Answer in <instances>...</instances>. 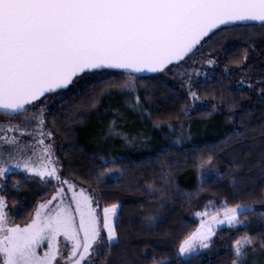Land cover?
I'll return each mask as SVG.
<instances>
[{"label":"snow or ice","instance_id":"obj_1","mask_svg":"<svg viewBox=\"0 0 264 264\" xmlns=\"http://www.w3.org/2000/svg\"><path fill=\"white\" fill-rule=\"evenodd\" d=\"M253 22L264 28V0H0V112L6 116L27 112L40 103V97L67 90L82 75L105 76L109 70L128 74L120 87L135 92V74H167L170 67L184 63L205 41L220 33L218 26L235 28ZM224 38L221 34L220 40ZM252 47L249 43L238 55L233 54L230 63L241 72L255 71L257 80L264 84V65L254 68L247 62ZM212 51L207 58L201 54L202 65L217 64ZM228 71L225 66V73ZM193 72L206 75L199 67L182 69L178 73L181 86L187 89L193 104L202 103L198 90L193 88ZM245 82L255 86L244 75L237 83ZM257 91L264 93V89ZM260 99L264 101V94ZM190 110L191 105L185 106L180 114L187 115ZM32 120L36 123L32 124ZM43 124L42 104L38 111L23 117V122L0 120V130L4 131L0 135V181L15 168L39 176L45 185L53 184L50 198L38 201L31 218L22 226L9 218L7 198L0 195V264H97V259L101 264H111V246L120 241V202H106L101 209L95 198L102 199L105 193L84 188L77 191V185L61 175L51 142L53 133H45ZM107 127L116 133L114 120ZM13 132L32 138L24 140ZM100 159L107 162L104 157ZM212 159L211 155L199 158L198 169ZM112 171L106 168L101 174ZM197 175L202 177L203 170ZM160 179L171 183L166 170ZM96 183L102 181L97 178ZM18 186L13 184L14 188ZM174 190L178 191L170 188L164 192L152 181L147 182L151 199H159L157 192L168 199ZM165 206L163 201L156 205ZM208 210L206 206L204 212L195 213L201 217L200 223L179 240L175 253L178 257L190 258L198 248L210 247L218 223L245 225L239 214L253 208L231 205L221 208L220 216L213 213L205 219ZM145 219L150 231L161 217L151 214ZM60 236L70 245L67 255ZM42 241L47 242V247L41 253L38 249L43 247ZM257 245L264 251V236L256 238V242L248 233L234 239L230 264H244L249 251L255 252ZM151 264H170V260L154 255Z\"/></svg>","mask_w":264,"mask_h":264},{"label":"trees","instance_id":"obj_2","mask_svg":"<svg viewBox=\"0 0 264 264\" xmlns=\"http://www.w3.org/2000/svg\"><path fill=\"white\" fill-rule=\"evenodd\" d=\"M234 29L253 31L238 36L239 42H229L234 44L232 48L228 44L222 48L223 63L240 70L230 63V57L238 55L249 43L253 44L249 53L259 49L264 59V28L245 25L223 28L220 33ZM253 66L258 68L260 64L253 63ZM133 79L135 92L122 90L124 77L113 74L90 81L78 90H69L52 107L47 115L48 123L58 139L64 175L88 192L95 189L105 193L104 198H96L101 208L106 202H120L117 222L120 241L111 246V264L130 261L151 264L154 255L157 259L168 257L170 264H230L234 239L248 233L256 242V238L264 236V101L247 94L246 90L235 89L220 71L215 72L205 94L210 99L208 103L217 104V110L204 109L203 114L188 117L187 141L181 147L170 146L168 140L177 136L186 122L185 115L180 114L186 106L185 98L159 78L135 75ZM121 92L138 97L144 131L151 134V137L145 135L143 141L148 143L152 138L153 142L145 144L142 152L104 163L98 158L104 157L99 154L101 151L91 147V132L99 126L109 100ZM205 127L210 130L203 134ZM194 128L197 133L191 138L188 131ZM208 155L213 159L198 169L199 158ZM106 168L113 171L101 174ZM165 170L170 184L160 179ZM201 170L202 177L197 175ZM97 178L102 183L97 184ZM148 181L161 191L167 192L170 188L178 191H172L168 199L157 192L159 199H151L146 191ZM14 183L19 186L14 188ZM4 185L1 195L7 198L10 216L21 226L32 216L36 203L49 198L53 190L52 183L45 185L39 179L18 174L10 175ZM161 201L166 206L157 208ZM239 204L253 208L239 215L245 225L214 231L210 247L190 258L175 254L179 240L200 223L195 215L197 211L204 212L206 206L220 211ZM151 214L160 216L161 220L149 231L145 217ZM249 255L252 264H264V251L259 245ZM97 264H101L100 259Z\"/></svg>","mask_w":264,"mask_h":264},{"label":"rangeland","instance_id":"obj_3","mask_svg":"<svg viewBox=\"0 0 264 264\" xmlns=\"http://www.w3.org/2000/svg\"><path fill=\"white\" fill-rule=\"evenodd\" d=\"M253 30H232V31H226L223 33H219L217 35L212 36L209 40L205 41L204 45H201L193 54L187 58V60L179 64L178 67H170L169 71L167 74L160 73L159 75H152V77L159 78L161 81L164 83H167L170 85L172 88H175L180 94H182L183 98L186 100V106L191 105L192 110L188 112L187 115H185V125H182V128L180 129V133L173 137L171 140H168V144L170 146L175 145L177 147L183 146L185 142L187 141L186 138V129H187V123H189L190 119H187L188 117H191L193 115H197L198 113L203 114L201 112H204L202 110H207V109H212L213 111L217 110V104H210V99L209 97H206V89H207V84L211 83L214 81V73L220 71L227 79H229L231 85L234 86L235 89L239 90H246L247 94H251L254 96V98L260 99V96L264 93L258 92L257 89H264V84H261L257 78H256V72L251 71L250 74L246 75V73H242L240 70L237 68L233 71L232 67H230L227 64H224V54L225 52H221L222 48L227 45L229 48L233 47V41L239 42V37L238 36H243L246 33H251ZM248 33V34H249ZM224 34L225 38L223 40H220V35ZM238 40V41H236ZM213 41H216L217 43H213ZM229 42H233L230 43ZM210 49H214V51L211 52V55L213 56L214 59L217 60L216 65H202L201 60L199 59L201 54L203 53L205 58H207V55L209 54ZM262 52L258 49H252L250 53H248V63L249 64H260V66L264 65V59H261ZM195 60V65L192 64V61ZM225 66L228 67L229 71L225 73ZM187 67H199L201 70V73H206V75H197L195 72L192 73L193 77V88L198 90V95L201 97V101H197L193 104V101L190 100L187 96V89L182 88V81L178 75L179 71L182 69H185ZM252 73V74H251ZM117 75L119 77H124L126 79L127 75H121V74H115L113 71L110 72L108 71L107 75L105 76H81L79 79H77L66 91H60L57 92V94L54 95H49L46 96V98H43L40 101L39 104H35L34 108H29L27 112H24L20 115H16L13 117L9 116H0V120H9V121H21L23 122V117L28 116L29 113H34L35 111H38L40 109V105H43V116H44V124L43 128L45 133L47 131H51L53 133V138H52V144L55 150V154L57 158L59 159L60 165H61V175H64L63 171V160L61 159V156L59 154V149H58V139L56 138V135L54 133L53 128L49 125L48 123V113L52 109L53 106L56 105L57 101H59L61 98L64 97V94L68 93L69 90H78L79 87L82 85L89 83L90 81L93 80H100L102 78H107L111 75ZM244 75L246 77H249L250 80L254 83V87H249L247 82L238 84L237 82L241 80V76ZM213 105H215V108L213 109ZM142 112L140 109L139 105V100H137V97L132 96L130 92H121L116 96L113 100H109V103L105 106L103 110V115L100 120V124L97 128H94L91 132V136H93L90 141H91V147H94L97 149L99 154L103 155L106 160H115L117 157L121 156H127L128 154H136L138 152H142L145 149V144H148L149 142H153V139L150 138L148 143H144L143 137L146 135L148 137H151V134L146 133L144 131V125L142 123ZM115 121V129L117 130L116 133H111L108 130V124L112 121ZM32 124L36 123L35 120L31 121ZM210 128L205 127L202 129V133L205 134L209 132ZM189 132V137H194V134L197 133V129H191L188 131ZM107 133V134H106ZM4 131L0 130V135H3ZM13 135H18L22 136L24 140L31 139L32 136L28 134H20L13 132ZM124 134V135H122ZM180 138L179 143H177V138ZM36 139H39L38 136L35 137ZM44 140L47 143L48 142V137L45 135ZM102 156H98L100 159ZM101 160V159H100ZM21 175L23 177H30L33 179H39V176L33 175V174H27L23 170L15 169L12 168V171L7 175L6 179L10 175ZM5 179V180H6ZM5 180L0 181V195L2 191L5 188ZM42 181V180H41ZM43 182V181H42ZM76 184V183H75ZM77 185V191L79 188H82L81 186ZM67 186H65L66 188ZM85 189V188H84ZM50 198V197H49ZM47 198V199H49ZM68 199H71V194H68ZM96 199V198H95ZM99 204V203H98ZM100 207V205H99ZM101 208V207H100ZM7 209V213L9 218L14 221V218H12L9 214V210ZM102 209V208H101ZM245 212V211H243ZM215 213L217 216H220L221 213L220 211H214V210H208L207 217H204L205 219L211 217ZM242 214V212L240 213ZM239 214V215H240ZM31 218V217H30ZM199 218V222L201 220V217ZM233 226H229L226 222L225 223H218L216 226V230H219L220 228H232ZM215 230V231H216ZM215 233V232H214ZM213 233V236H214ZM60 242L63 244V252L64 255H67L68 247L70 245L66 242L65 238L63 236L58 237ZM43 247L39 248V252H43L44 248L47 247V242L42 241ZM205 249V248H203ZM203 249L198 248L196 253H192L191 255L198 254L200 251ZM250 255L248 254L247 259L245 260L244 264H252V261L250 262L249 259ZM188 258V257H184ZM59 259V258H58ZM60 264H63L61 261Z\"/></svg>","mask_w":264,"mask_h":264},{"label":"water","instance_id":"obj_4","mask_svg":"<svg viewBox=\"0 0 264 264\" xmlns=\"http://www.w3.org/2000/svg\"><path fill=\"white\" fill-rule=\"evenodd\" d=\"M248 25H260L259 24V22H253V23H251V24H248ZM218 27H220L221 28V30L224 28L223 26H218ZM199 48V47H198ZM197 50V49H196ZM193 54V53H192ZM190 57V56H189ZM110 72H112V71H115V72H121L120 70H109ZM136 76H142V77H146V76H152V75H157V74H154V73H138V74H135ZM134 75V76H135ZM72 85V84H71ZM70 85V86H71ZM69 86V87H70ZM68 87V88H69ZM63 91H66V90H63ZM58 92H60V91H58ZM55 94H57V93H55ZM49 95H54V94H51V93H49V94H46L45 96H43V97H40L39 98V100H41V99H43V98H46V96H49ZM20 114H22V113H18V114H16V115H20ZM0 115H4L2 112H0ZM16 115H13V116H16ZM6 116V115H5ZM13 116H9V117H13Z\"/></svg>","mask_w":264,"mask_h":264}]
</instances>
